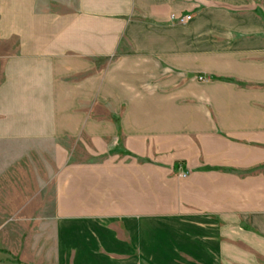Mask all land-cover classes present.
<instances>
[{"label":"crops","instance_id":"0c3cea01","mask_svg":"<svg viewBox=\"0 0 264 264\" xmlns=\"http://www.w3.org/2000/svg\"><path fill=\"white\" fill-rule=\"evenodd\" d=\"M0 181L52 264H264V0H0Z\"/></svg>","mask_w":264,"mask_h":264},{"label":"rangeland","instance_id":"374dc122","mask_svg":"<svg viewBox=\"0 0 264 264\" xmlns=\"http://www.w3.org/2000/svg\"><path fill=\"white\" fill-rule=\"evenodd\" d=\"M202 78L199 79H206ZM46 154L50 152L46 150ZM84 154L87 152L80 148L78 156ZM22 198L25 196L17 194L13 187L7 188L3 183L0 186V264H52L56 251L55 229L31 226L30 218L36 212L20 202ZM20 206L23 208L19 209Z\"/></svg>","mask_w":264,"mask_h":264},{"label":"built area","instance_id":"2783aa9c","mask_svg":"<svg viewBox=\"0 0 264 264\" xmlns=\"http://www.w3.org/2000/svg\"><path fill=\"white\" fill-rule=\"evenodd\" d=\"M191 18H192V15H185V16L179 17V18H177V19H178V21H179L180 23L184 24V23L188 22L189 20H191ZM201 79H203V78L201 77ZM185 175H186V174H184V176H185Z\"/></svg>","mask_w":264,"mask_h":264}]
</instances>
